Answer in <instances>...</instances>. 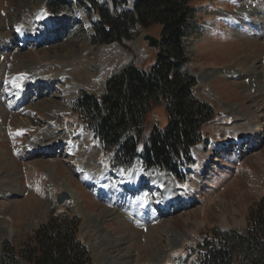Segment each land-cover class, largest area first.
Instances as JSON below:
<instances>
[{
	"label": "rangeland",
	"instance_id": "obj_1",
	"mask_svg": "<svg viewBox=\"0 0 264 264\" xmlns=\"http://www.w3.org/2000/svg\"><path fill=\"white\" fill-rule=\"evenodd\" d=\"M47 2L0 0V193H11V200L0 194V258L5 241L18 254L51 213L70 211L80 217L79 235L90 252V264H114L112 259L120 264H199L201 242L216 230L245 229L251 209L264 196V0H191L195 14L185 46L188 66L197 78L193 90L214 106L217 115L203 125V141L194 148L195 165L188 167L186 180L180 182L171 174L175 181L170 190L149 181L151 174L168 172L145 169L138 160L131 168L113 166L110 154L102 152L73 108L82 91L104 93L107 80L123 67L134 63L150 69L157 50L149 47L144 35L160 37L161 24L138 23L131 39L97 43L92 36L99 15L89 1L69 0L57 14L47 12ZM98 2L120 11L132 8L134 0L117 6L113 0ZM243 7L248 8V18L240 13ZM62 15L55 25L42 18ZM27 33L40 40L25 42ZM96 53L106 64V74L98 76L101 81L90 85L82 80L72 93L66 91L75 81L73 66L86 71ZM219 71L223 74H216ZM33 73H38L36 80L55 77L54 88L45 96L29 89L33 101L14 108L23 100L21 85ZM50 106L51 116L45 110ZM252 113L262 123L257 140L252 147L243 137L237 145L236 137L247 131L242 122ZM167 122L164 103L154 104L146 131ZM81 134L90 135L99 148L103 170L109 168L112 178L111 192L90 184L88 174L77 167ZM27 143L61 146L54 153L33 154ZM197 148L211 155L204 158ZM64 192L70 197L60 205L58 196ZM189 193L194 196L189 201L168 200L166 207H159L164 198ZM147 195L152 198L143 208Z\"/></svg>",
	"mask_w": 264,
	"mask_h": 264
},
{
	"label": "trees",
	"instance_id": "obj_2",
	"mask_svg": "<svg viewBox=\"0 0 264 264\" xmlns=\"http://www.w3.org/2000/svg\"><path fill=\"white\" fill-rule=\"evenodd\" d=\"M87 1L99 15L94 42L122 43L133 38L138 23H159L161 43L150 69L134 63L123 67L107 80L104 93L82 91L74 111L113 165L129 167L139 160L146 169L168 170L183 180L186 167L193 164L191 148L203 141V125L217 115L209 101L195 95L197 78L188 66L185 37L195 7L191 0H135L132 8L111 11L107 2ZM113 2L117 6L127 0ZM68 4L69 0H48L47 8L56 14ZM161 102L168 122L154 124L147 132V114ZM79 225L74 212H53L18 254L5 241L0 264H90ZM200 245L199 264H264V196L251 209L245 229L216 230Z\"/></svg>",
	"mask_w": 264,
	"mask_h": 264
},
{
	"label": "bare ground",
	"instance_id": "obj_3",
	"mask_svg": "<svg viewBox=\"0 0 264 264\" xmlns=\"http://www.w3.org/2000/svg\"><path fill=\"white\" fill-rule=\"evenodd\" d=\"M30 1V0H29ZM27 3V2H26ZM29 3V2H28ZM25 12V11H24ZM229 13V12H228ZM240 13L243 15V18L246 16V18H248V8H241L240 10ZM225 14V13H224ZM231 14V13H230ZM62 17H64L63 15L62 16H57V17H53V16H43L42 18L45 19L46 22H50L51 24H58V22L63 19ZM20 18L19 17H16V19L18 20ZM22 19V17H21ZM31 27V26H30ZM30 30V29H29ZM20 32V31H19ZM35 32V31H34ZM28 34V33H27ZM42 35L45 37L46 33L44 31H42ZM26 36V39H25V42H27L28 40H40V38L38 36H34L33 34H28L25 35ZM43 37V38H44ZM21 39V38H20ZM23 39V38H22ZM187 39V38H186ZM7 45V44H6ZM14 48V47H13ZM19 50V49H18ZM78 52V51H77ZM18 56H22V52L19 51L17 52ZM100 54L102 52H99ZM100 54H95V56L93 58H91V62H90V65L91 66L90 68H88L86 71H83L84 69H79L77 68V66H73V68H75L73 70V72H75L74 74H76L74 77L75 78V81L70 83V85L68 86V88L66 89V91H70L72 93V90H76L79 86V84L82 83V80L84 83H86L87 81L90 82V85L91 84H95V82H99L101 81L98 76L102 73V72H105L106 70V64L101 61V55ZM16 56V55H15ZM17 57V56H16ZM84 61V60H83ZM41 62V61H40ZM80 63H82L81 61H79ZM78 63V62H77ZM29 64V62H24V65H27ZM31 64V63H30ZM45 64V63H44ZM74 64V63H73ZM86 64V63H84ZM76 65V64H75ZM30 66V65H29ZM28 66V67H29ZM36 66V65H35ZM80 66V65H79ZM42 67V66H41ZM44 67V65H43ZM35 68V67H34ZM83 68V67H82ZM44 69V68H42ZM41 71V69H39ZM253 71V70H252ZM26 72V71H25ZM48 72V71H46ZM257 72V71H256ZM40 73V72H39ZM225 73V72H224ZM252 73V72H251ZM30 74V73H29ZM38 73H33V75L31 74V77H29L27 79V81L25 82L24 85H21L20 89H21V98H23L22 102L20 103H15L13 104V106H15L14 108H17L19 107L20 105H24L27 103V101H33L30 98L31 96H29L27 94V92L30 90L32 91H35V90H38V94L40 95L41 93L43 94L42 96H45L47 94L48 91H50L51 89L54 88L55 86V81L52 79V78H55V77H48L47 80H43L45 79V77L47 76H44L43 79H39V80H36V76H37ZM106 74V72H105ZM216 74H223L222 71H219L217 72ZM258 75V74H257ZM214 76V75H213ZM256 76V75H255ZM260 79V78H259ZM81 82V83H80ZM260 82V81H259ZM9 84V83H8ZM5 85V84H4ZM96 86V85H95ZM4 87V86H3ZM10 87V86H9ZM8 87V88H9ZM74 88V89H73ZM259 89V87H258ZM19 90V89H18ZM5 94V93H3ZM20 94V93H19ZM32 95L34 93H31ZM14 102V101H13ZM9 105V104H8ZM11 105V104H10ZM57 105V104H56ZM59 105V104H58ZM9 107V106H7ZM238 107V106H237ZM56 108V107H55ZM59 109H61V105L58 106ZM49 109V110H48ZM48 109L46 108L45 110L48 112V115H52V109L51 106L48 107ZM57 110V109H56ZM2 113L1 114H6V109H2L1 110ZM235 114V113H234ZM238 114V113H236ZM242 114V113H241ZM240 114V115H241ZM257 115V114H256ZM237 116V115H236ZM242 116H246V115H242ZM49 117V116H48ZM256 116L254 115V113L252 114H249V116L247 118H245L242 122V125L245 126V128H247V131L244 135H242L241 137H236V142H237V145L238 143L241 141L240 139L241 138H245L247 137V142H250V143H253L252 144V147L254 146V143L256 142L257 140V133L259 134V130H261L262 128V123L260 122H257V120H254ZM51 118V117H50ZM238 119V118H237ZM50 120V119H49ZM247 120V121H246ZM26 123H29V120L28 122ZM245 123V124H243ZM237 126V125H236ZM240 127V126H239ZM218 128V127H217ZM234 132V131H233ZM239 132V131H238ZM227 133V132H226ZM68 134V133H67ZM224 134V133H223ZM231 135V134H230ZM90 135L88 134H81L80 135V141L81 143H79V145L76 147V159H77V167L86 173L87 177H88V182L92 185H97L100 189H102L103 191L105 192H111L112 191V187L111 185L109 184V180L112 178L110 177V174L108 173V169H106V171L103 170V167H102V161H100L99 157H98V151H99V148L95 145L92 144V139L89 138ZM69 137H73V136H69ZM234 137V136H233ZM40 138V137H39ZM33 139V137H32ZM55 139V138H54ZM71 139V138H70ZM37 140V139H36ZM254 140V141H253ZM55 141V140H54ZM72 141V140H71ZM253 141V142H252ZM73 142V141H72ZM35 144V143H34ZM32 143H27L28 146H26V148L28 149V151L32 152L33 154H39V153H42L43 152H51V153H54V152H57L58 148L61 146V145H55V144H43V145H34ZM35 148H32L34 147ZM37 146V147H36ZM96 148H98V150H96ZM196 152L199 153L200 155H203L204 158H208L211 153L209 152H204L202 153V150L200 149H196ZM105 168V167H104ZM50 169V170H49ZM48 171H52L53 168H50L49 167ZM147 176V175H146ZM16 177V176H15ZM150 182H153L154 183H160L159 187L160 189L164 190L165 188H167L168 190L172 189V184L173 182L175 181L174 178L171 176V174L168 173H162V174H151L150 175ZM199 181V180H198ZM165 186H162L164 185ZM196 184V183H194ZM194 184L191 185V189L194 190ZM1 190V189H0ZM191 190V191H192ZM172 192V191H171ZM67 193V192H66ZM0 194H4L5 198L7 199H10L9 198V195L11 194L10 192L9 193H6V192H2ZM68 194V193H67ZM187 194V193H186ZM69 195V194H68ZM160 195V194H159ZM178 196H170L169 199H163V200H160L159 201V207L160 208H164L166 207V203L168 202V200L170 202H174V203H177L179 202L180 200L182 202H186V201H189L191 198L193 199L194 196L192 193H189L188 195L184 196L183 194L180 196L179 194H176ZM1 196V195H0ZM151 198L150 196H145L143 198V201H144V205H143V208H147L148 204L150 203L151 201ZM11 200V199H10ZM161 203H164V204H161ZM110 213V212H109ZM2 214H0L1 216ZM5 229H6V232L7 233H11V229L9 228V226L7 225H4ZM127 254V253H126ZM123 257L125 258V256L123 255ZM129 258V257H128ZM122 260V259H121ZM127 260V259H126ZM113 263L114 264H120V262L115 261L112 259ZM132 262V261H131ZM126 264H129V263H126Z\"/></svg>",
	"mask_w": 264,
	"mask_h": 264
},
{
	"label": "water",
	"instance_id": "obj_4",
	"mask_svg": "<svg viewBox=\"0 0 264 264\" xmlns=\"http://www.w3.org/2000/svg\"><path fill=\"white\" fill-rule=\"evenodd\" d=\"M144 40L148 42V45L150 48H154L155 50H158L160 47V43H161V38L157 37L155 35H152L150 33H146L144 35ZM69 195L64 192V193H60L58 196V204H63L65 202V200L69 199Z\"/></svg>",
	"mask_w": 264,
	"mask_h": 264
}]
</instances>
